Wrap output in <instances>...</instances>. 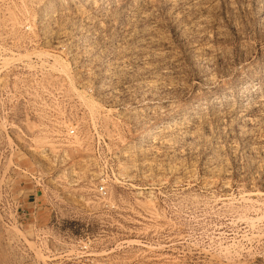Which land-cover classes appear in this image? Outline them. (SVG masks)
Returning a JSON list of instances; mask_svg holds the SVG:
<instances>
[{
    "label": "rangeland",
    "instance_id": "374dc122",
    "mask_svg": "<svg viewBox=\"0 0 264 264\" xmlns=\"http://www.w3.org/2000/svg\"><path fill=\"white\" fill-rule=\"evenodd\" d=\"M26 25L77 136L0 183V264H264V0H0Z\"/></svg>",
    "mask_w": 264,
    "mask_h": 264
},
{
    "label": "built area",
    "instance_id": "2783aa9c",
    "mask_svg": "<svg viewBox=\"0 0 264 264\" xmlns=\"http://www.w3.org/2000/svg\"><path fill=\"white\" fill-rule=\"evenodd\" d=\"M23 30L28 34L0 37V183L1 187L25 184L43 188L48 184L46 173L32 154L53 162L55 167H65L68 142L77 136V128L68 124L70 102L65 83L57 78L51 82L53 60L52 52L43 47L46 38L30 34L34 31L31 25ZM38 138L44 144H37ZM9 162L19 173L13 179L4 172ZM26 162L32 166H26ZM19 177L23 179L20 182ZM97 193L105 196L106 186L100 185ZM20 198L14 200V216L18 218Z\"/></svg>",
    "mask_w": 264,
    "mask_h": 264
}]
</instances>
